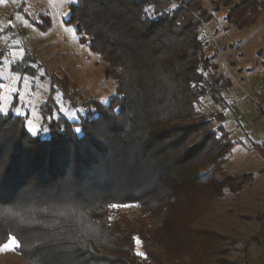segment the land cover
<instances>
[{
  "label": "trees",
  "instance_id": "16d2710c",
  "mask_svg": "<svg viewBox=\"0 0 264 264\" xmlns=\"http://www.w3.org/2000/svg\"><path fill=\"white\" fill-rule=\"evenodd\" d=\"M215 1L230 6L224 21L239 29L264 14V0ZM210 18L203 0L70 4L66 22L103 60L115 93L106 102L86 101L93 109L70 121L50 93L71 81L48 74L51 90L39 106L40 124L49 128L45 137L28 133L26 116L0 115V243L15 237L17 250L33 264H191L189 253L173 249L161 255L158 249L164 237L179 234L181 243L194 230L190 215L178 232V200L202 194L198 200L205 207L224 198L226 188L238 203L254 177L252 172L216 177L224 176L234 142L220 116V125L211 127L214 115L206 118L198 108L205 97L222 101L221 93L231 86L216 55L206 50L203 23ZM31 60L25 56L12 69L34 75L37 71L25 70ZM57 90L78 107L65 86ZM253 148L264 158V143ZM111 204L137 205L144 224L136 225L147 226V232L133 233L119 219L111 226ZM195 230L199 238L230 241ZM108 234L117 237L116 247L106 242ZM134 238L146 258L136 254ZM204 247L207 257L210 249ZM220 250L226 255L230 247Z\"/></svg>",
  "mask_w": 264,
  "mask_h": 264
},
{
  "label": "rangeland",
  "instance_id": "374dc122",
  "mask_svg": "<svg viewBox=\"0 0 264 264\" xmlns=\"http://www.w3.org/2000/svg\"><path fill=\"white\" fill-rule=\"evenodd\" d=\"M203 4L211 15L209 22L203 23L206 50L216 55L219 69L231 80V86L221 93L222 101L213 102L205 97L198 107L204 117L214 115L211 127L220 125L216 115L220 116L222 126L234 142L223 163L224 176L216 174V177L242 172H252L254 177L244 187L238 203L230 200L226 188L224 198L212 200L205 207L198 200L202 194L181 197L177 202L178 232L190 215L194 230L186 233L181 243L179 234L164 237L158 249L161 255L173 249L181 254L189 253L191 264H264V220H260L264 219V158L253 148L255 143H264V14H257L252 25L239 29L224 21L230 6L211 0H203ZM69 6L67 0L0 2V108L13 114L17 110L24 113L21 116H26L25 126L28 119L34 124L41 122L39 106L51 90L48 74L65 75L72 82L62 81L50 93L59 112L70 121H78L80 115L93 109L94 105L86 101L106 102L115 93V82L105 75L103 60L86 43L80 42L72 24L66 22L68 15L64 13L69 12ZM25 56L33 59L25 70L37 71L36 74L12 69ZM62 86L78 102V107L64 102L61 91L57 90ZM73 113L75 120L69 118ZM41 136L46 134L42 132ZM112 205L107 219L111 226L119 219L120 225L133 229V233L140 228L147 232V226H137L144 224L140 222L144 218L137 205ZM195 229L217 232L228 236L230 241L199 238ZM8 238L0 243V264H33L17 248L3 247ZM115 238L108 234L106 242L116 247ZM234 239L239 241L236 245L231 244ZM203 241L210 245L209 248L205 244L210 249L207 257ZM133 242L140 252L141 243L137 244L135 239ZM246 244L248 249L244 251ZM227 247L230 250L226 255L217 253ZM199 251L203 255L196 254Z\"/></svg>",
  "mask_w": 264,
  "mask_h": 264
},
{
  "label": "snow or ice",
  "instance_id": "6c2138e0",
  "mask_svg": "<svg viewBox=\"0 0 264 264\" xmlns=\"http://www.w3.org/2000/svg\"><path fill=\"white\" fill-rule=\"evenodd\" d=\"M0 2H2V0H0ZM67 2H68L69 4H71V3L73 2V0H67ZM173 7L175 8L176 5H173ZM144 12H145V14H147L148 9H145ZM64 15H68V13H64ZM10 111H11V110H9V112H10ZM60 111H63V109H60ZM8 114H9V113H8V112H5L3 108H0V115H4V116H6V115H8ZM15 115H17V116H21V115H24V113H21L19 110H17V111L15 112ZM53 118H54V117H49V119H53ZM69 118L75 120V119L77 118V117H76V113H73L72 116L69 117ZM26 127H27V131H28V133H30V135H31L32 137H38V136L41 134V132H43V133H47V132L49 131V128H48V127H45V126H43V125H41V124H34L33 120H31V119H28V120H27ZM75 132H76L77 134L81 133V128H79V127L76 128V129H75ZM129 162H130V163H135V162H136V161H135V158H134V157H129ZM112 207H117V205H112ZM134 239H135V242H136L137 244H140V243H141V241H140L138 238H134ZM3 247H4L5 249H8V248L15 249V248L20 247V244L18 243V241H17V239H16L15 237H11V236H10V237L8 238V243L5 244V245H3ZM136 254H137L138 256L142 257V258H146L145 253L142 252V251L137 252Z\"/></svg>",
  "mask_w": 264,
  "mask_h": 264
},
{
  "label": "crops",
  "instance_id": "0c3cea01",
  "mask_svg": "<svg viewBox=\"0 0 264 264\" xmlns=\"http://www.w3.org/2000/svg\"><path fill=\"white\" fill-rule=\"evenodd\" d=\"M260 220L263 222L264 219H262V217L260 218ZM263 234V233H262ZM254 237V236H253ZM253 239V238H252ZM251 239V240H252ZM249 243V242H248ZM246 249H248V244L245 245V248L243 249L244 251H246Z\"/></svg>",
  "mask_w": 264,
  "mask_h": 264
}]
</instances>
